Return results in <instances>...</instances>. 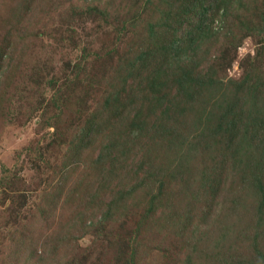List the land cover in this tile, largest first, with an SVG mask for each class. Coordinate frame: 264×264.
I'll return each instance as SVG.
<instances>
[{
	"label": "rangeland",
	"instance_id": "rangeland-1",
	"mask_svg": "<svg viewBox=\"0 0 264 264\" xmlns=\"http://www.w3.org/2000/svg\"><path fill=\"white\" fill-rule=\"evenodd\" d=\"M0 264H264V0H0Z\"/></svg>",
	"mask_w": 264,
	"mask_h": 264
},
{
	"label": "trees",
	"instance_id": "trees-1",
	"mask_svg": "<svg viewBox=\"0 0 264 264\" xmlns=\"http://www.w3.org/2000/svg\"><path fill=\"white\" fill-rule=\"evenodd\" d=\"M137 59H138L139 63L142 64V65H143L144 62H147L143 54H142V56L139 55V56L136 57V60H135L136 62H137Z\"/></svg>",
	"mask_w": 264,
	"mask_h": 264
}]
</instances>
